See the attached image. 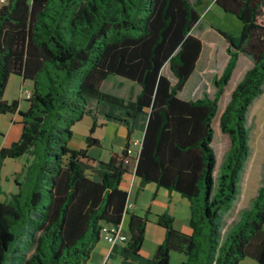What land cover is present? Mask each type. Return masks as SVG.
<instances>
[{"label":"trees","instance_id":"obj_1","mask_svg":"<svg viewBox=\"0 0 264 264\" xmlns=\"http://www.w3.org/2000/svg\"><path fill=\"white\" fill-rule=\"evenodd\" d=\"M214 2L237 17L242 33L217 30L227 43V65L213 79V97L188 101L179 94L203 53L194 34L203 0H7L1 7L0 114L19 110L20 101L4 100L11 76L33 89L29 109L20 112L22 136L0 151V169L24 154L35 164L28 184L0 202V264H85L102 225H121L126 215L125 253L138 258L151 212L127 211L129 195L121 185L132 171L143 185L155 183L191 203L189 234L176 231L169 214L158 216L166 235L149 264H171L172 253L184 256L181 264L247 258L264 264V181L251 208L225 239L222 233L251 154L248 113L264 93V0ZM240 56L253 65L219 119L231 146L217 179L213 122ZM111 76L137 84L135 100L103 92ZM86 116L93 120L87 147L73 150V128ZM108 123L127 128V145L91 167L88 149L99 146L95 131ZM139 130L144 137L134 158L130 145Z\"/></svg>","mask_w":264,"mask_h":264},{"label":"crops","instance_id":"obj_2","mask_svg":"<svg viewBox=\"0 0 264 264\" xmlns=\"http://www.w3.org/2000/svg\"><path fill=\"white\" fill-rule=\"evenodd\" d=\"M200 23L198 26H200ZM200 60L201 57L199 59V62ZM199 62L197 63L195 72L190 78L188 84L179 94V97L182 100L188 101L203 98L198 96H196L195 98H193L192 96L185 97L188 86L198 74ZM244 74L245 73H243L242 77L235 83V87L242 80ZM199 75H201V73H199ZM166 76L171 81H173L169 75ZM115 78V84L113 87H119L120 90L118 92L111 89L103 90L105 84L110 81V78H108L103 83L102 91L120 97L126 101L135 100L136 96L140 93V87L137 84L126 79L119 77ZM197 81L198 80H195V87H197ZM124 87H126L127 89L126 92L124 91ZM22 88H27L28 90L32 91L33 84L30 81H23V79L18 76H11L4 95V100L8 103L20 101V105L19 110L15 113L0 114V151L2 149L11 147L14 143L18 142L22 136L23 117L21 116L20 112H26L30 107V103L27 100L21 99ZM249 116H251L253 120L259 119L261 121V124L263 123V127L264 93L251 106L248 113V119ZM100 123H103V121H101ZM100 130H106V133L104 135H100ZM259 130L261 131V129ZM260 131L256 130L257 134L255 133L250 136L251 154L240 181V184H242L241 186H244L245 188V198L247 197L246 199H248L249 201L248 206H246L247 208L250 207L251 202H253V200L257 196L258 190L262 182L264 181V164L261 161L260 150H255V153L252 154L253 145H257V138L260 137ZM76 136V132H74L73 139ZM87 137L88 136L86 135L79 136V138L81 139L80 146L78 147V149L73 150L85 149L87 147ZM127 137V128L120 124L108 123L97 128L94 134V138L99 141V146H94L88 149L90 166L97 167L99 162L109 161L112 151H123L127 145ZM143 137L144 132L141 130L136 131L133 134L130 148L132 151L131 155L134 158L138 156ZM133 141H138L139 143L138 146H135L139 147V149L136 151L132 150V146H134L132 144ZM34 164V157L28 154H24L23 156L16 159H7L4 161L3 167L0 169V202H7L10 198V195L18 194L20 191V187L18 184H21L23 186H26L28 184L26 174ZM260 165L262 167H260ZM216 174L217 166L215 170V177ZM92 178L96 179V177ZM121 188L129 195L128 204L132 205V208L128 211L129 214L143 216L147 210H150L151 212V215L149 216V223L146 229L145 241L140 252V256L137 258L126 254V245H110L101 240L94 248L91 254V258L85 264H149L148 261L154 258L158 247L165 240L166 231L158 223V216L163 214H169L171 217H173L174 229L176 231L188 234L191 233V203L180 193L170 192L165 188L158 187L155 183H147L143 185L141 178L138 177L134 171L126 174L123 177ZM239 196L240 200L237 214L239 210H242L245 207L243 206L241 201L243 199L242 196H244L243 192H239ZM129 220L130 216L126 215L123 219L122 225L124 233L130 238ZM177 258L178 259L175 260L173 254H171V264H181L183 262V257ZM240 264L258 263L251 258H247Z\"/></svg>","mask_w":264,"mask_h":264},{"label":"rangeland","instance_id":"obj_3","mask_svg":"<svg viewBox=\"0 0 264 264\" xmlns=\"http://www.w3.org/2000/svg\"><path fill=\"white\" fill-rule=\"evenodd\" d=\"M7 1V0H6ZM195 0H192L194 2ZM198 11L201 15V23L200 26H197L194 30V34L200 38L204 44L203 53L201 55V60L199 62L198 67V76L194 78V80L190 83V85L187 88L185 97H213L215 93V86L213 84V78L221 77L223 74V71L227 65L228 62V55L226 53L227 49V43L226 41L218 34L217 30H221L224 32H228L230 34H233L234 36H240L242 33L243 25L242 23L237 19L236 16L233 14H229L224 12L219 6H217L214 2V0H203V4L198 7ZM240 63H238V66L236 68V71L234 72V75L229 83V85L225 89L224 96L222 97L220 104H219V112L216 117V119L213 122V128H214V142H213V148L216 153L217 157V174L216 178L221 174L222 166L225 162L227 153L229 151V148L231 146V139L229 136L222 133L219 127V119L223 111L225 110L226 106L228 105L231 94L233 90L235 89V83L242 77L243 73H246L247 70H249L253 63L252 61L244 56H240ZM164 73L166 75H169L171 79L174 80V77L170 73L168 67L165 68ZM201 73V75H199ZM198 77V79H197ZM110 81H108L103 90H114L119 91V87H113L115 84L114 79L115 76L109 77ZM195 80L197 81V87H195ZM113 87V89H112ZM27 89V88H24ZM126 87H124V91L126 92ZM123 91V90H121ZM96 103L93 104V107L96 108ZM99 120L102 121L103 117L98 116ZM93 120L90 116H86L81 122L76 124L73 128V131L76 132V137L72 140V143L70 144L71 149H78L80 146L81 139L79 136L81 135H90V128L92 127ZM263 124V123H262ZM261 121L258 119H252L251 116H249L248 119V126H249V132L250 136L252 134H257V131H260V137L257 138V145H253V151L252 154L255 153V150H260L261 153V161L264 164V125L262 127ZM106 133V130H100L99 134L104 135ZM222 143L224 146L222 147ZM86 146V145H85ZM84 146V147H85ZM139 147L132 146V150L136 151ZM261 163V164H262ZM260 167H262L260 165ZM91 174V172H89ZM264 175V174H263ZM245 180V178H244ZM242 184H239L238 191L243 192L244 196H242V204L244 209L239 210L237 214V209L239 206V200L240 196L238 197V201L234 204L232 210L226 214L225 217V224L223 228V238L225 239L227 234L236 226V224L239 222L241 218V214L244 210L250 209L252 206V202L249 208L248 206V199L245 198V188L244 186H241ZM241 206V205H240ZM242 208V207H241ZM237 216V217H236ZM175 260H177V257H183L184 256L178 253H172ZM21 262L20 259H17L15 264H19ZM5 264H12L10 261H7Z\"/></svg>","mask_w":264,"mask_h":264},{"label":"built area","instance_id":"obj_4","mask_svg":"<svg viewBox=\"0 0 264 264\" xmlns=\"http://www.w3.org/2000/svg\"><path fill=\"white\" fill-rule=\"evenodd\" d=\"M6 3V0H0V9ZM32 97V91L28 89H21V99L30 100ZM134 146H138V141H133ZM132 153V151H131ZM132 208V205H127V211ZM100 239L110 245H126L129 241V237L123 231V225L104 224L102 225Z\"/></svg>","mask_w":264,"mask_h":264}]
</instances>
